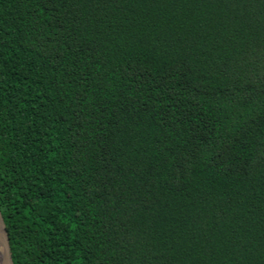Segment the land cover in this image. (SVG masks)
Instances as JSON below:
<instances>
[{"label": "trees", "instance_id": "1", "mask_svg": "<svg viewBox=\"0 0 264 264\" xmlns=\"http://www.w3.org/2000/svg\"><path fill=\"white\" fill-rule=\"evenodd\" d=\"M0 210L14 264H264V0H0Z\"/></svg>", "mask_w": 264, "mask_h": 264}, {"label": "water", "instance_id": "2", "mask_svg": "<svg viewBox=\"0 0 264 264\" xmlns=\"http://www.w3.org/2000/svg\"><path fill=\"white\" fill-rule=\"evenodd\" d=\"M0 264H14L7 225L0 210Z\"/></svg>", "mask_w": 264, "mask_h": 264}]
</instances>
